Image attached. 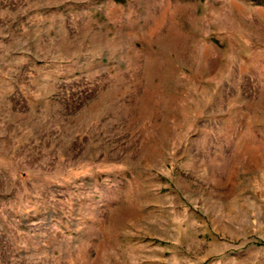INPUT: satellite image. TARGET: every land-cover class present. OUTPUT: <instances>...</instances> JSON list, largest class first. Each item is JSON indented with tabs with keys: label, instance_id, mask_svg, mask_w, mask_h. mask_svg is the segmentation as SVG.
<instances>
[{
	"label": "rangeland",
	"instance_id": "obj_1",
	"mask_svg": "<svg viewBox=\"0 0 264 264\" xmlns=\"http://www.w3.org/2000/svg\"><path fill=\"white\" fill-rule=\"evenodd\" d=\"M0 264H264V0H0Z\"/></svg>",
	"mask_w": 264,
	"mask_h": 264
}]
</instances>
